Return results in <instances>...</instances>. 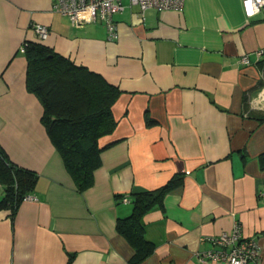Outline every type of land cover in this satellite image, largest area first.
Segmentation results:
<instances>
[{"label":"crops","instance_id":"obj_1","mask_svg":"<svg viewBox=\"0 0 264 264\" xmlns=\"http://www.w3.org/2000/svg\"><path fill=\"white\" fill-rule=\"evenodd\" d=\"M56 1L0 0V146L36 174V200L13 214L0 209V264H130L134 249L117 217L130 214L131 194L177 178L163 205L143 217L154 249L136 264H230L201 257L212 245L199 240L236 223L264 246V120L254 116L264 113V17H246L241 0H184L180 10L148 7L143 15L122 0L113 15L118 36L108 39L103 23L74 25ZM37 23L48 26L43 41ZM26 40L121 91L116 128L99 139L100 165L84 190L26 86ZM4 194L0 184V200ZM245 264H264V252Z\"/></svg>","mask_w":264,"mask_h":264},{"label":"trees","instance_id":"obj_2","mask_svg":"<svg viewBox=\"0 0 264 264\" xmlns=\"http://www.w3.org/2000/svg\"><path fill=\"white\" fill-rule=\"evenodd\" d=\"M23 43L26 86L42 104L41 122L49 139L62 156L76 187L84 190L92 185L93 171L100 165V153L105 146L99 144V139L116 128L112 105L121 91L102 74L41 41ZM254 116L264 120V113ZM35 179L34 171L12 162L0 146V184L5 193L0 209L9 208L13 214L24 196L31 194ZM177 179L156 190L131 194L130 214L117 217L116 230L134 249L130 264L152 253L154 244L144 235L143 217L163 205L165 192Z\"/></svg>","mask_w":264,"mask_h":264},{"label":"built area","instance_id":"obj_3","mask_svg":"<svg viewBox=\"0 0 264 264\" xmlns=\"http://www.w3.org/2000/svg\"><path fill=\"white\" fill-rule=\"evenodd\" d=\"M129 4H137L143 15L148 7H155L159 10H180L184 0H128ZM243 13L246 17H264V0H241ZM54 9L66 15L72 24L81 26L87 22H101L107 29L108 39L118 36L116 23L113 20L115 13L121 12L125 5L122 0H57ZM39 40H44L48 36V26L37 23L32 26ZM20 51L24 53L25 44L22 43ZM262 50L257 51L261 55ZM243 64L249 62L247 55L240 58ZM23 200L33 201L36 197L32 194L24 196ZM123 201H128L127 196H123ZM208 242L212 248L201 250V257H208L212 260H223L230 264H245L247 261H255L264 252L260 240L253 236L242 235L240 225L236 223L233 229L221 232L217 235L200 238L199 242Z\"/></svg>","mask_w":264,"mask_h":264}]
</instances>
